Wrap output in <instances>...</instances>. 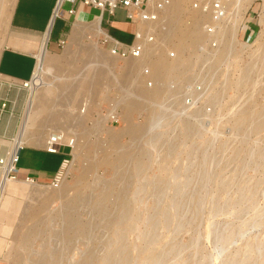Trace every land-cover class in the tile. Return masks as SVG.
Here are the masks:
<instances>
[{"label":"rangeland","instance_id":"1","mask_svg":"<svg viewBox=\"0 0 264 264\" xmlns=\"http://www.w3.org/2000/svg\"><path fill=\"white\" fill-rule=\"evenodd\" d=\"M192 1L183 0L179 24L189 26L199 17L204 31L210 18L191 9ZM241 4L240 12L253 4L247 18L254 13L258 19L257 47L233 53L226 68H217L224 55L213 61L197 51L205 32L197 45L177 52L176 39L163 41L159 31L145 63L180 57L188 64L177 65L165 81L143 70L133 83L127 64L134 61L111 55L91 21L72 40L75 21L65 44L48 53L59 66L44 74L36 89V103L45 102L49 110L32 112L28 119L33 78L24 86L0 77V160L9 156L24 128L23 146L47 147L50 134L58 131L60 142L73 141L59 188L8 176L25 192L11 197L20 209L12 222H2L7 230L0 231V264H33L41 258L43 264H264V0ZM11 12L12 2L3 0L0 48L11 34ZM172 13L163 15L165 21ZM124 16L117 11V18ZM115 27L101 22L111 35L132 40V28L122 35ZM237 34L224 39L227 47L241 43ZM195 81L207 84L202 104L177 115ZM158 85L159 98L141 96L136 107L125 110L128 92L133 99L139 90ZM85 86L90 87L80 90ZM54 112L68 114L61 129L48 124L46 116ZM3 171L0 164V180ZM31 187L45 191L48 200L31 196ZM70 218L84 232L69 231ZM32 229L30 244H21Z\"/></svg>","mask_w":264,"mask_h":264},{"label":"built area","instance_id":"2","mask_svg":"<svg viewBox=\"0 0 264 264\" xmlns=\"http://www.w3.org/2000/svg\"><path fill=\"white\" fill-rule=\"evenodd\" d=\"M57 3V7L58 4ZM66 0H61V4L58 11L55 13L54 17H58L62 9V5ZM80 3L94 7L100 11L101 22H111L115 17L118 10H123L125 12V19L135 25V31L133 38L129 43H125L116 37L109 34V38L104 39V43L109 44L110 53L120 59L126 58H139L143 55L145 46L148 44H155L157 42V35L160 30H164L166 25L165 18L163 16L164 11L168 6L171 5L172 0H78ZM234 1L236 0H193L191 3V9L199 11L203 15H209V22L204 25L205 40L198 45V52L206 54L207 59L215 60L217 55L222 54V58L218 65V69L226 68L230 62V56L235 52H247L252 53L254 47H257L255 43V38L257 37L260 30H258V19L253 16L247 18V12L245 13L243 22L238 30L237 40L243 42L235 43L232 48L226 46L224 42V29L226 26L231 28L230 15L234 12ZM56 7V9H57ZM55 9V10H56ZM74 8L69 9V13H74ZM107 14L108 17L104 19V15ZM230 34L227 38L230 39ZM65 40L61 41V46L65 44ZM33 78V77H32ZM30 79L29 81H31ZM27 81L22 82L24 86H28ZM153 82L149 81L148 85L152 86ZM207 84L203 81L192 82L187 86V90L183 96V104L177 111V115L185 116L189 114L192 110L198 108L204 99L205 89ZM206 111H211L208 107L205 108ZM114 121H118V118L111 116ZM61 139H53L49 146H47L48 152H57L58 146L61 145ZM71 148H73V141L71 140L67 143ZM22 147V146H21ZM20 147V148H21ZM19 148V149H20ZM19 149L16 156L13 158L14 168L8 172V176L11 179L19 178V173L17 169V162L19 159ZM7 158L1 159L0 164L6 163ZM65 162H69V159H65ZM64 171L61 169L54 175L51 186L58 187L64 178ZM26 181L34 182L33 178L29 176L25 177Z\"/></svg>","mask_w":264,"mask_h":264},{"label":"crops","instance_id":"3","mask_svg":"<svg viewBox=\"0 0 264 264\" xmlns=\"http://www.w3.org/2000/svg\"><path fill=\"white\" fill-rule=\"evenodd\" d=\"M57 3L58 0H15L10 17L11 34L5 45L0 48V77L17 83L29 81L34 75L37 66V54L47 33L46 48L50 53L56 52L62 47L61 41L67 39L72 23L75 21L93 22L95 17L100 15H95L94 7L84 5L78 0H66L56 19L54 11L57 10ZM70 8L75 9L74 13H69ZM105 23L108 27L115 25L117 33L122 35L128 34V28L133 29V34L135 31V25L128 22L125 16L121 19L117 18V12L111 22ZM105 32L110 34L108 29ZM111 36L115 37L114 35ZM121 41L129 43L124 40ZM21 146V148L19 147L17 162L19 178L25 181V177L29 176L37 183H50L54 175L61 169L64 160L69 159L73 151L66 140L61 142L57 152H48L46 146ZM17 184L22 186L21 183ZM9 194L14 200L16 199L14 195L18 193ZM16 202L19 203L17 200ZM19 209L16 212L14 210L8 212L9 214L7 213L1 219L0 231L7 230L2 222H12L14 214ZM3 245L4 240L0 238V247Z\"/></svg>","mask_w":264,"mask_h":264},{"label":"bare ground","instance_id":"4","mask_svg":"<svg viewBox=\"0 0 264 264\" xmlns=\"http://www.w3.org/2000/svg\"><path fill=\"white\" fill-rule=\"evenodd\" d=\"M9 2H12V9H13L15 0H9ZM241 2H242V0L234 1V3H235L234 9H233L234 12L231 13V15H230V18H232L231 21H230L231 22V28L229 29V27L226 28V26H224L225 28L222 29L223 32H224V35H225L224 39H227V35L229 33L230 34L231 33H236L239 30V28L241 26V22H242L243 17H244V13H245V11L247 9L250 8V7L248 8V6H247V7H245L243 9L244 10L243 12H240V9H241V6H242ZM2 3H3V0H0V6H1ZM60 4H61V0L59 1L58 7H57V10L55 11V13L58 11V8H59ZM182 4H183V0H175L174 2L172 1L171 5L166 8V10L164 11L163 15L165 16L166 14H168V13H170L172 11H173V13L169 17V19L166 20L165 29L164 30H160V33L158 32L159 35L161 36V39L163 41L176 39V43L173 44V46H174V48L176 49L177 52H180L183 49V47H185V46L189 47V46H192V44L193 45H195V44L197 45V43L199 42L198 39L199 38H203V35H204L203 34L204 31L202 30V27H201V19H199V17H195L193 19L192 24L189 25V26H182L181 24H179L178 15L182 11ZM10 17H11V15H10ZM100 23H101V17L97 16L95 18V20L92 22V27L91 28H94L96 35L102 34L105 38H109V35L101 28ZM84 29H86L85 28V23L75 22L74 29H73V32L71 34V39L72 40L73 39L74 40L78 39V37L83 33ZM47 39H48V33L44 37L43 43L40 46L41 47L40 51L37 54V66H36V69H35V72H34V75H33V81H32V85H33V90L32 91L33 92H32V95H31L29 101H28V104H27V111L29 110L28 119L30 118V114L32 112H33V114H37V113L39 114V113L45 112L46 110H49L48 109L49 107H47L45 102L42 103V104L40 102H38V104L36 103L37 102V100H36L37 99V94H36L37 90L36 89H38L39 85L44 83L43 82V75L44 74L46 75V73L51 72L52 71V67L59 66V61L57 59L50 58L48 56L49 52H48V50L46 48ZM224 42H226V41H224ZM226 44H227V42H226ZM241 44H243V42H241ZM94 45H95V43H94ZM153 45H155V44L146 45L145 49L143 51V55L141 57H139V58H129L130 60L134 61L131 64H129V63L127 64V67H129L128 68V71H129L128 74L131 77L132 82L133 81L135 82L137 80V77H139V74L143 70L144 71L146 70L147 73L150 74L153 78L161 80V81H165L166 75L174 73L175 68L179 67L177 65H180V64H182L180 66L185 65L186 61H183V59H180V57H175L173 59H168V58H165V57H163V58L161 57V58H159L157 60H154V61L151 60L150 62L145 63V61H146L145 57H147L149 54L154 53V51H155V48H153L154 47ZM96 46L97 45H95L94 47H96ZM182 62H184V64ZM186 64H188V63H186ZM144 65H145V67H144ZM137 68H139V69L137 70ZM176 71H178L177 68H176ZM180 73H178V74H180ZM133 78H135V80ZM27 82H29V81H27ZM98 83H99V81H95V85L96 84L98 85ZM161 85H162V83H161ZM89 87L85 86L84 89H80V90L86 91ZM122 91L123 92H127L128 89L127 88H126V90L122 89ZM162 93H163V89H162V86H160V85H158L153 90H150V92L147 91V90L146 91L145 90H143V91L139 90L138 91V96L135 95L136 97L133 98V99H128V97L130 95L132 96L131 92H128V94L127 93L126 94L129 95V96L128 97H127V95L125 96L126 97L125 99H127V100L123 99V101L125 100L123 102V104L125 105V110L127 112H129L131 110V108L136 107V105L139 103L138 101L140 100L141 96L146 95V97H148V98L150 97L151 99L156 100L157 98H159L161 96ZM131 96H130V98H131ZM140 101H142V100H140ZM79 108H81V106ZM64 111L65 110H63V112ZM67 116H68V114H64V113L62 114V113H59V112H54V113H51L49 116H46V119L49 122L48 124L61 129V128H63L64 123L67 120L66 118H69ZM66 122H68V121H66ZM73 123H74V121H73ZM142 128L143 127H141V130H142ZM68 129H70V128H68ZM25 133H26V129L24 128L22 134L19 137H17L16 140H14V142H13V144L11 146L10 153L8 154L9 156L7 157V161H6L5 165H4L3 177L0 180V221H1V219L4 216L7 215L8 212L13 211V210L15 211V210H17L19 208L18 204H16V205H12L11 204V202H12L11 201V197L12 196L9 193H15V192L16 193H21V192L24 191V188H25V186H19V184L13 182L8 177V172L11 171L14 168L13 158L16 156V153H17L19 147L22 144L26 143V141H27L26 138H25ZM56 138L57 139H61V140L63 139V136L59 133V131L58 132H53V133L50 134L49 141L47 142V145L49 146L50 142L53 139H56ZM67 163L68 162L64 163V165L62 166V169L67 166ZM89 168H91V166H89ZM83 169H84V171H83V177H84V175L87 172L86 171L87 169H85V168H83ZM25 182L27 183L29 181L25 180L24 183ZM29 183H35V181L34 182L31 181ZM59 186H58V188H59ZM31 188H32V190L30 192L31 196H36V197L42 199L43 202L44 201L46 202L48 200L50 195H48L45 191H41V190H37V189L33 190V187H31ZM5 194H6V196H5ZM3 197H4V200H3ZM72 204L73 203H69V207H70V205L72 206ZM70 219L71 220H69L70 223L68 225L69 231H75L76 233L84 232L83 229L81 228V226L75 221V219H72V218H70ZM35 230L36 229H32L29 233L24 235L21 238V240H20L21 244H24L25 246L30 244L29 242H30L31 236L33 235V233L36 232ZM54 240H56V239L54 238ZM52 249H53V247H52ZM43 263H44V259L41 258L36 263H33V264H43Z\"/></svg>","mask_w":264,"mask_h":264}]
</instances>
